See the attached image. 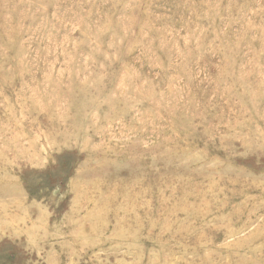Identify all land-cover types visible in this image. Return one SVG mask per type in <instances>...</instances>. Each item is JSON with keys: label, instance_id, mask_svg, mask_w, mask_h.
<instances>
[{"label": "rangeland", "instance_id": "rangeland-1", "mask_svg": "<svg viewBox=\"0 0 264 264\" xmlns=\"http://www.w3.org/2000/svg\"><path fill=\"white\" fill-rule=\"evenodd\" d=\"M0 264H264V0H0Z\"/></svg>", "mask_w": 264, "mask_h": 264}, {"label": "bare ground", "instance_id": "bare-ground-1", "mask_svg": "<svg viewBox=\"0 0 264 264\" xmlns=\"http://www.w3.org/2000/svg\"><path fill=\"white\" fill-rule=\"evenodd\" d=\"M5 196V195H4Z\"/></svg>", "mask_w": 264, "mask_h": 264}]
</instances>
